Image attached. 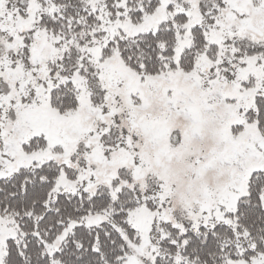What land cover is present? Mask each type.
Instances as JSON below:
<instances>
[{
  "label": "snow or ice",
  "instance_id": "obj_1",
  "mask_svg": "<svg viewBox=\"0 0 264 264\" xmlns=\"http://www.w3.org/2000/svg\"><path fill=\"white\" fill-rule=\"evenodd\" d=\"M0 264H264V0H0Z\"/></svg>",
  "mask_w": 264,
  "mask_h": 264
}]
</instances>
